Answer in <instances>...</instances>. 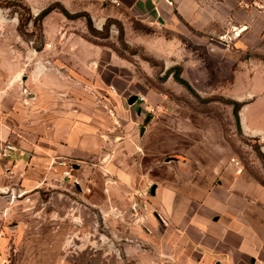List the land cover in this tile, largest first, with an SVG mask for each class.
<instances>
[{"label":"rangeland","instance_id":"374dc122","mask_svg":"<svg viewBox=\"0 0 264 264\" xmlns=\"http://www.w3.org/2000/svg\"><path fill=\"white\" fill-rule=\"evenodd\" d=\"M62 9L88 14L92 27ZM172 26L170 17L150 21L97 0H0V51L12 48L15 63L26 65L30 56L46 66L53 60L71 73L70 85L82 77L84 112L98 115L104 141L94 158L64 171L38 161L16 167L17 141L4 144L15 154L0 156V198L8 202L0 264L150 263L160 244L151 195L157 182L186 192L189 179L215 184L238 163L241 176L264 187V134L244 132L234 114V102H245L240 124L264 130V53H240L229 37L203 45L186 24ZM44 48L53 54L42 56ZM210 48L217 56L206 55ZM135 96L146 101L131 106ZM132 172L134 182L122 178Z\"/></svg>","mask_w":264,"mask_h":264},{"label":"crops","instance_id":"0c3cea01","mask_svg":"<svg viewBox=\"0 0 264 264\" xmlns=\"http://www.w3.org/2000/svg\"><path fill=\"white\" fill-rule=\"evenodd\" d=\"M148 1L121 0L120 7L98 2L143 15L150 21L170 17L173 28L186 24L189 30L199 33L203 45L229 37L240 53H264V0H151V6ZM41 52L44 57L53 54L47 48ZM205 52L217 56L212 55L211 48ZM12 55V48L0 51V147L10 138L17 141L16 154L13 151L11 156L15 154L18 162L13 165L32 167L38 161L64 171L69 163L77 167L85 158L100 153L104 145L100 121L97 114L84 112L83 104L89 97L82 94V77L78 79L77 75L74 85H70L71 73L63 65L48 60L52 66L49 68L33 56L27 65L15 63ZM223 56L231 66L237 62L235 58L227 59V50ZM237 102L243 104L241 109L246 105ZM136 103L129 100L131 106ZM137 115L140 118L142 113ZM148 123L141 128V136ZM241 124L244 132L264 134L263 129L250 126L248 121ZM238 167L232 163L215 184L202 186L189 179L190 190L186 192L160 182L153 186L160 244L156 258L146 264H264V187L241 176ZM25 178L30 181V176ZM122 178L132 182L135 172ZM3 200L0 198V216L8 204ZM5 241L1 238L0 246Z\"/></svg>","mask_w":264,"mask_h":264},{"label":"trees","instance_id":"16d2710c","mask_svg":"<svg viewBox=\"0 0 264 264\" xmlns=\"http://www.w3.org/2000/svg\"><path fill=\"white\" fill-rule=\"evenodd\" d=\"M13 2L8 1L7 4H12ZM54 10V7H49L47 9H45L44 11H42L36 18V21H42L49 13H51ZM62 12L65 14V16H67L68 18H73V17H80V16H86L87 17V21H88V25L91 28L92 27V21L91 18L88 14L85 15H80V14H76V15H71L69 12H67L65 9H62ZM176 79L179 83H181L183 86H185L188 90L193 91V88L191 87V85L184 80L183 78H181L180 74H176ZM234 114H235V118L236 121L240 127V119H239V111L241 109V107L243 106L242 103L239 102H234ZM264 156V154H263Z\"/></svg>","mask_w":264,"mask_h":264},{"label":"built area","instance_id":"2783aa9c","mask_svg":"<svg viewBox=\"0 0 264 264\" xmlns=\"http://www.w3.org/2000/svg\"><path fill=\"white\" fill-rule=\"evenodd\" d=\"M98 1H100L102 3L110 4V5H113L116 7H120L122 5L121 0H98ZM137 100H139L140 102H145L146 97L140 96V97H137ZM14 149H15L14 146L11 144L3 146V148L0 150V156L7 158L10 156L11 152L14 151ZM236 164L238 165V163H236ZM239 172H241V170H239Z\"/></svg>","mask_w":264,"mask_h":264},{"label":"water","instance_id":"95a60500","mask_svg":"<svg viewBox=\"0 0 264 264\" xmlns=\"http://www.w3.org/2000/svg\"><path fill=\"white\" fill-rule=\"evenodd\" d=\"M148 5L151 6V0L148 1ZM136 100H137V97L135 96V97H132V98L130 99V102L133 104V103L136 102ZM150 118H151L150 116L147 117V119H146V123H148V121L150 120Z\"/></svg>","mask_w":264,"mask_h":264}]
</instances>
